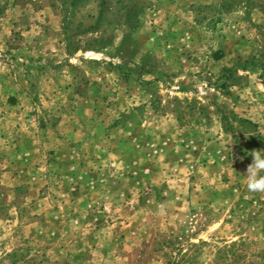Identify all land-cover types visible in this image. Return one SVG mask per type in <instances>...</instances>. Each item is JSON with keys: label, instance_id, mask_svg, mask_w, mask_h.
Segmentation results:
<instances>
[{"label": "rangeland", "instance_id": "374dc122", "mask_svg": "<svg viewBox=\"0 0 264 264\" xmlns=\"http://www.w3.org/2000/svg\"><path fill=\"white\" fill-rule=\"evenodd\" d=\"M253 150L264 0H0V264H264Z\"/></svg>", "mask_w": 264, "mask_h": 264}, {"label": "clouds", "instance_id": "9594fccd", "mask_svg": "<svg viewBox=\"0 0 264 264\" xmlns=\"http://www.w3.org/2000/svg\"><path fill=\"white\" fill-rule=\"evenodd\" d=\"M252 162L246 169V188L251 193H264V150H253Z\"/></svg>", "mask_w": 264, "mask_h": 264}, {"label": "trees", "instance_id": "16d2710c", "mask_svg": "<svg viewBox=\"0 0 264 264\" xmlns=\"http://www.w3.org/2000/svg\"><path fill=\"white\" fill-rule=\"evenodd\" d=\"M127 1V0H126ZM123 4V2H122ZM102 11H100V18L98 19V22L101 20V17L105 16V7L106 3L102 2ZM117 18L122 21V25H125L127 29L131 27V24L133 22L134 15L132 13V9L129 7L127 3H125L118 11ZM97 22V23H98Z\"/></svg>", "mask_w": 264, "mask_h": 264}]
</instances>
